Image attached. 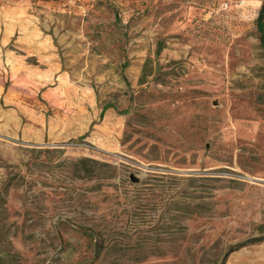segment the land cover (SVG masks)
Listing matches in <instances>:
<instances>
[{"label":"rangeland","instance_id":"1","mask_svg":"<svg viewBox=\"0 0 264 264\" xmlns=\"http://www.w3.org/2000/svg\"><path fill=\"white\" fill-rule=\"evenodd\" d=\"M263 4L0 0V264H264Z\"/></svg>","mask_w":264,"mask_h":264},{"label":"trees","instance_id":"2","mask_svg":"<svg viewBox=\"0 0 264 264\" xmlns=\"http://www.w3.org/2000/svg\"><path fill=\"white\" fill-rule=\"evenodd\" d=\"M257 28H258V31L260 34V45H261L262 49L264 50V4L262 6V9L260 11V15H259L258 20H257Z\"/></svg>","mask_w":264,"mask_h":264}]
</instances>
